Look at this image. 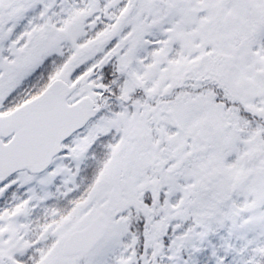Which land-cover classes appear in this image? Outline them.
I'll list each match as a JSON object with an SVG mask.
<instances>
[{"label":"snow or ice","instance_id":"6c2138e0","mask_svg":"<svg viewBox=\"0 0 264 264\" xmlns=\"http://www.w3.org/2000/svg\"><path fill=\"white\" fill-rule=\"evenodd\" d=\"M0 264H264V0H0Z\"/></svg>","mask_w":264,"mask_h":264}]
</instances>
